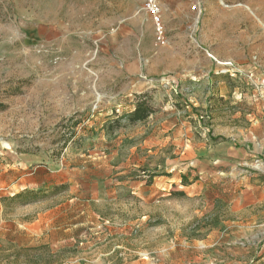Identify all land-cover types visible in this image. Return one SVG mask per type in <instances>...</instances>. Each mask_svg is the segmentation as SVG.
Wrapping results in <instances>:
<instances>
[{
	"label": "rangeland",
	"instance_id": "374dc122",
	"mask_svg": "<svg viewBox=\"0 0 264 264\" xmlns=\"http://www.w3.org/2000/svg\"><path fill=\"white\" fill-rule=\"evenodd\" d=\"M145 2L0 0V264H91L100 257L106 264H264V203L231 212L232 203L247 200L249 182L220 197L212 186L207 195L194 190L180 199L175 188L170 193L176 206L162 204L157 212L141 207L142 180L167 176L172 168L182 184L200 176L178 153L173 126L162 140L156 170L143 174L145 164L125 172L104 163L117 148L146 138L143 125L128 122L130 109L116 113L121 124L111 131V122L96 121L107 96L140 82H167L168 75L160 74L164 58L168 65L197 51L212 55L200 47L202 36L216 38V18L205 15L203 4L201 15L190 7L193 18L181 19V30L165 27L167 44L159 46ZM233 6H223L222 37L264 36V0H236L240 20ZM251 45L241 41V51ZM212 60L207 107L195 109L192 134L214 140L213 128L235 125L236 134L246 137L254 101L264 99V83L255 95V76L264 69L249 58ZM166 82L162 90L172 105L192 109L188 91L175 93ZM153 89L130 92L126 106L143 94L151 104ZM121 134L125 138L116 142ZM144 153L145 162L152 160ZM111 179L120 183L115 203ZM247 227L254 231H243Z\"/></svg>",
	"mask_w": 264,
	"mask_h": 264
},
{
	"label": "crops",
	"instance_id": "0c3cea01",
	"mask_svg": "<svg viewBox=\"0 0 264 264\" xmlns=\"http://www.w3.org/2000/svg\"><path fill=\"white\" fill-rule=\"evenodd\" d=\"M188 1L161 0L160 5L164 25L169 31L181 30L182 26L178 28L181 19L185 22L193 18V13L190 10L192 5L188 6ZM230 1L234 2L233 12L236 13V19L240 20L239 12L236 10V0H195L194 2V4L202 2L205 15L213 19L216 18L215 31H213L216 34V38H209L206 35V37L202 36L200 41L201 50H204L206 54L210 52L212 54L211 57L208 54L205 56L202 52L197 51L195 55L189 53L190 55L176 59L175 62L168 65L165 62V58L162 59L164 68L160 74L168 75L167 83L178 86L179 92H183L184 90L188 91V95L185 94V96L192 109H182V105L178 102L175 103L180 106L178 108L176 106L174 107L172 100L170 101L166 97L168 93L162 90L166 82L164 80L166 79L159 78L155 79L157 86H150L145 82H140L133 86V88L131 87L132 89L126 88L124 92L112 91L114 93H110L107 96L109 100H106V104L101 107L102 109L99 115H97L96 121L98 123H107L108 121L112 122L113 119L118 117L116 115L117 112L130 109L128 113H132L136 108V104L133 103L130 106H126V102L128 101L125 102L124 100L130 96L129 93L140 94L154 87L153 90L155 91L151 104L155 109V113L146 122L138 124L143 125L141 129L143 134L146 135V138L136 146H121L117 148L104 163L110 166L119 165V169H124L125 172H129L145 164L148 168H146L147 171H143V174L156 170L159 166L158 154L162 140H164L165 134L172 129L170 126H173L174 138H180L174 141V144L179 147L177 151L182 157H186L190 161L187 169L196 166L197 168H195L200 171L199 178H194L196 181L190 180L187 184H182V177L179 178L177 174H174V168L168 172L167 176H153L152 180L148 183L142 180L140 185L146 187L138 195L142 208L151 206L152 210L157 212L160 210L162 204L176 206L179 202L170 193L175 188L178 189V193H184V196H179L180 199H185L187 196H190V193L194 190H197L196 195L198 196L207 195L214 192L212 186L216 188L217 197H220V195L231 191V189L234 192L236 189L240 191L242 183L246 182H249L245 193L248 195V198L245 203H232V207L228 205L231 207V212L238 215L247 208H253L256 205L264 203V198H260L257 195L259 192L264 194V131H262L264 128V99H255L254 101L255 109L252 113L253 122L246 137L245 135L236 134L235 125L233 127H226L225 125L223 128H213L211 135L215 137L214 140L216 141L205 133L202 134L201 139L196 140L192 134V120L194 119L193 113L196 111L195 109H204L207 107V99L210 93L206 95V91L211 88L209 76L213 71L212 63L214 62L212 59L228 60L249 58L255 60L254 65H261L260 70L264 69V36H254L253 39L245 38V40L244 38L242 40L238 36L236 39L231 40L220 35L221 16L223 17L226 11L223 6ZM246 8L249 9V5ZM175 20L178 23L175 24ZM182 40L186 43L188 38H181L180 42H183ZM174 41L171 40L170 43H175ZM241 41H244V43L248 42L249 45L252 44L248 52L245 50L243 52L241 51ZM255 77L257 87L255 95L257 96L260 90L259 86L264 83V75L256 74ZM109 90H112L111 86H109ZM106 94L108 93H103V96H106ZM184 113L187 116H184ZM160 120H164V122L161 124ZM183 133L187 136L181 138ZM133 137H139V135L134 134ZM123 138L125 136L121 134L116 138V142L121 143ZM144 152L150 154L152 160L145 162V157L140 156V154H145ZM199 167H205L206 169L202 170ZM178 172L179 174L182 173V175H185L182 170ZM242 174L245 175L242 176ZM108 183L113 187L109 198L112 200L111 202L115 203L118 198L115 188L120 183L113 179L108 181ZM145 192L148 194L145 195ZM161 199H163V203ZM237 200L241 201V198ZM141 214L143 219L147 218L144 211ZM237 225L240 226L241 224ZM243 231L253 232L254 228L247 227ZM92 263L106 264V260L100 257L92 260ZM236 264L238 263L236 262Z\"/></svg>",
	"mask_w": 264,
	"mask_h": 264
},
{
	"label": "built area",
	"instance_id": "2783aa9c",
	"mask_svg": "<svg viewBox=\"0 0 264 264\" xmlns=\"http://www.w3.org/2000/svg\"><path fill=\"white\" fill-rule=\"evenodd\" d=\"M144 8L154 24L155 32H156L155 39H156L157 45L165 46L167 44L166 29H165V25L163 21L162 10H161V5H160L159 0H146ZM191 10L201 15L202 14V2L192 5ZM208 56L211 57L210 54H208ZM225 66H232V64H225ZM166 85L171 86L170 89L174 91L175 93H177V90L179 89L178 86H175L174 84H170L167 82H166ZM207 118L209 119L208 116ZM199 119L203 120L204 117L200 116Z\"/></svg>",
	"mask_w": 264,
	"mask_h": 264
},
{
	"label": "trees",
	"instance_id": "16d2710c",
	"mask_svg": "<svg viewBox=\"0 0 264 264\" xmlns=\"http://www.w3.org/2000/svg\"><path fill=\"white\" fill-rule=\"evenodd\" d=\"M5 106L0 104V109H4ZM155 113L154 107L150 104V97L147 94L136 96V108L127 115V120L131 124L144 123ZM121 118H117L113 122L109 123L108 129L111 131L115 127H120ZM29 194L31 192H28ZM178 196H184V193H177ZM24 195L19 194L17 198H22Z\"/></svg>",
	"mask_w": 264,
	"mask_h": 264
}]
</instances>
